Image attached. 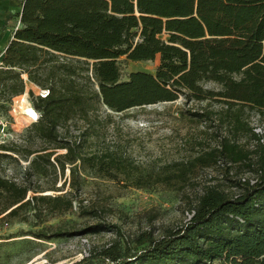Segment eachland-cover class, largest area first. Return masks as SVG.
Returning a JSON list of instances; mask_svg holds the SVG:
<instances>
[{"label": "trees", "instance_id": "1", "mask_svg": "<svg viewBox=\"0 0 264 264\" xmlns=\"http://www.w3.org/2000/svg\"><path fill=\"white\" fill-rule=\"evenodd\" d=\"M15 1L21 6L16 15L19 27L0 57V99L8 102L22 95L25 82L47 92L33 101L40 118L28 133L53 151L64 150L53 160L61 174L71 166L72 189L79 185L75 177L79 170L138 190L172 187L175 179L184 183L197 165L210 167L223 160L242 164L256 175L252 185L229 181L237 191L233 194L219 185L205 188L191 209V219L161 237L143 233L132 247L116 241L93 249L83 262L264 264V145L246 151L224 137L193 161L142 168L116 149L84 153L80 141L59 133L75 119L88 122L100 106L118 114L180 97L185 103L219 101L226 107L221 123L227 119L233 133L247 131L242 109L264 110V0ZM156 56L159 66L154 75L134 72L121 80L120 58L137 63L152 62ZM208 82L220 90L204 89ZM190 116L213 122L214 113L204 110ZM54 155L45 153L30 161L29 178L43 175L47 167L54 169L50 163ZM252 155H257L255 162ZM230 170L225 168L227 176ZM43 193L40 187L0 178L1 219L26 222L28 217L20 214L27 209L39 219L72 209L68 196ZM100 228L59 227L35 236L61 239L99 233Z\"/></svg>", "mask_w": 264, "mask_h": 264}, {"label": "rangeland", "instance_id": "2", "mask_svg": "<svg viewBox=\"0 0 264 264\" xmlns=\"http://www.w3.org/2000/svg\"><path fill=\"white\" fill-rule=\"evenodd\" d=\"M17 19L15 15L9 21L18 26ZM117 64L121 80L125 81L134 72L154 75L159 66V56L152 62L137 63L120 58ZM23 78L26 79L25 76ZM203 88L214 92L220 90L212 82L203 84ZM43 94L45 92L38 87L25 82L22 95L8 102L0 99V178L32 189L40 187L44 191L42 195H66L73 200V207L61 216H43L41 221L33 217L34 212L30 209L20 214V217H28L26 222L1 219V216L0 264H85L83 260L90 257L93 249L107 248L116 241H120L122 246L132 247L143 233L159 238L167 230L182 226L191 219V209L207 187L219 185L224 192L233 194L237 191L230 187L229 181L256 180L255 173L244 165H233L223 160L210 167L197 165L186 175L184 183L175 179L172 187L157 185L142 190L124 188L121 183L79 170L75 174L79 185L72 189L71 166L67 165L61 174L53 160L55 156L64 154V150L53 151L33 133H28L31 125L40 118L33 101ZM204 110L214 113L213 122L190 116V113ZM225 112V105L219 101L185 103L182 97L172 103L132 108L118 114L100 106L88 122L75 119L59 133L62 138L80 141L84 153L116 149L142 168L193 161L216 148L224 137L246 151L254 150L252 131H264V110L243 108L241 119L248 130L237 133H233L227 119L221 123ZM45 148L47 150L43 152ZM52 152L55 155L50 163L55 168L47 167L43 175L29 178L30 161L38 155ZM256 159L257 155L251 156L252 162ZM227 167H231L228 176L225 174ZM95 225L101 226L99 233L50 240L35 236L42 230L50 234L59 227L80 231Z\"/></svg>", "mask_w": 264, "mask_h": 264}, {"label": "crops", "instance_id": "3", "mask_svg": "<svg viewBox=\"0 0 264 264\" xmlns=\"http://www.w3.org/2000/svg\"><path fill=\"white\" fill-rule=\"evenodd\" d=\"M20 7L15 0H0V57L12 39L13 32L19 27L17 18L18 26L9 19L20 13Z\"/></svg>", "mask_w": 264, "mask_h": 264}, {"label": "built area", "instance_id": "4", "mask_svg": "<svg viewBox=\"0 0 264 264\" xmlns=\"http://www.w3.org/2000/svg\"><path fill=\"white\" fill-rule=\"evenodd\" d=\"M42 92H45V94L41 95V97H45L47 92L46 91H42ZM253 132V135L255 137V147L257 145H264V131L261 132L260 130L258 129H255L252 131ZM242 182H245L244 179H242ZM250 184H254L255 183V180L254 181H249ZM82 242L86 245L87 244V241L86 240H82Z\"/></svg>", "mask_w": 264, "mask_h": 264}]
</instances>
